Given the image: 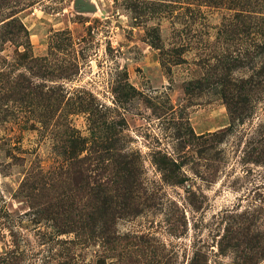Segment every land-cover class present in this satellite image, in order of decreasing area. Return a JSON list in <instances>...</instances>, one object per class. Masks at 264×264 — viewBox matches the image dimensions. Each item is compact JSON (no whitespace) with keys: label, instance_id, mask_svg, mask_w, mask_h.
I'll return each instance as SVG.
<instances>
[{"label":"rangeland","instance_id":"1","mask_svg":"<svg viewBox=\"0 0 264 264\" xmlns=\"http://www.w3.org/2000/svg\"><path fill=\"white\" fill-rule=\"evenodd\" d=\"M0 264H264V0H0Z\"/></svg>","mask_w":264,"mask_h":264}]
</instances>
